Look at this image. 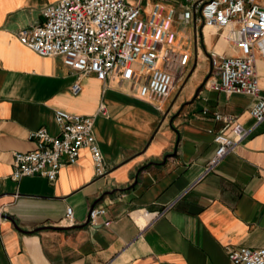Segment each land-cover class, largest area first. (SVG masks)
I'll return each mask as SVG.
<instances>
[{
    "label": "crops",
    "instance_id": "obj_1",
    "mask_svg": "<svg viewBox=\"0 0 264 264\" xmlns=\"http://www.w3.org/2000/svg\"><path fill=\"white\" fill-rule=\"evenodd\" d=\"M56 1L0 0V264H231L227 246L264 248V120L202 175L225 127L214 113L252 124L249 96L205 85L207 51L239 50L219 30L177 18L173 48L190 60L157 109L130 82L78 75L60 56H40L19 41L18 30L42 22V8ZM151 1L142 2L146 11ZM257 65L264 89L260 57ZM56 109L94 117L105 173L95 174L82 148L54 182L12 180L13 152L35 147L30 133H58ZM94 206L106 212L91 223Z\"/></svg>",
    "mask_w": 264,
    "mask_h": 264
},
{
    "label": "built area",
    "instance_id": "obj_2",
    "mask_svg": "<svg viewBox=\"0 0 264 264\" xmlns=\"http://www.w3.org/2000/svg\"><path fill=\"white\" fill-rule=\"evenodd\" d=\"M143 1L57 0L42 8V22L21 28L17 37L40 56H60L78 75L130 82L141 99L160 109L176 80L185 76L190 60L188 53L173 48V22L178 18L183 25L193 23L195 29L200 24L219 30V37L239 53L208 50L205 85L227 95L249 96L252 124L245 127L235 116L214 113L225 127L214 135L217 147L204 175L264 120V89L257 65L258 57L264 61V0H152L147 11ZM71 90L80 92V83L74 82ZM100 111L104 112L103 106ZM54 118L56 135L40 127L29 135L34 149L13 152L11 179L37 175L54 182L62 165L74 163L82 148L89 150L95 174H104L94 117L56 109ZM105 212L103 206L90 208L88 222L95 223ZM65 219L73 223L71 207L66 208ZM226 254L231 264H264V248L227 246Z\"/></svg>",
    "mask_w": 264,
    "mask_h": 264
},
{
    "label": "rangeland",
    "instance_id": "obj_3",
    "mask_svg": "<svg viewBox=\"0 0 264 264\" xmlns=\"http://www.w3.org/2000/svg\"><path fill=\"white\" fill-rule=\"evenodd\" d=\"M208 29H213V28H209V27H207ZM219 33H220V31H219ZM216 36H217V32H211V33H209V37H210V39H216ZM200 47H201V49L204 51V46H203V44H202V42H201V40H200ZM192 52H193V54H195V47L193 46L192 47Z\"/></svg>",
    "mask_w": 264,
    "mask_h": 264
}]
</instances>
